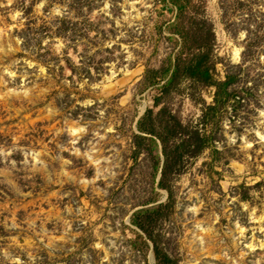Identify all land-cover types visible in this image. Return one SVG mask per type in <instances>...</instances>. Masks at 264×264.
Segmentation results:
<instances>
[{
    "label": "rangeland",
    "instance_id": "1",
    "mask_svg": "<svg viewBox=\"0 0 264 264\" xmlns=\"http://www.w3.org/2000/svg\"><path fill=\"white\" fill-rule=\"evenodd\" d=\"M0 264H264V0H0Z\"/></svg>",
    "mask_w": 264,
    "mask_h": 264
},
{
    "label": "trees",
    "instance_id": "2",
    "mask_svg": "<svg viewBox=\"0 0 264 264\" xmlns=\"http://www.w3.org/2000/svg\"><path fill=\"white\" fill-rule=\"evenodd\" d=\"M199 61L197 62V65L196 66H190L189 67V70L191 71V74H190V76L192 77V76H194L195 75V69H200V67H201V63H204V61L206 60V58H207V55L206 54H200V56H199ZM176 63L177 64H175V67H174V70H173V74H172V76H171V79H169L168 81H167V83L168 84H171L172 83V81L176 78V76H177V69H178V61H176ZM201 72V73H200ZM200 74H199V76H204V79L205 78H208L209 77V75H208V69H202V70H200ZM139 130L141 131V132H143V133H146V134H152L153 132H152V130H149V129H146V128H141V127H139ZM203 143H204V139H199L198 140V144H199V149L201 148L200 147V145L201 146H203ZM157 253V252H156Z\"/></svg>",
    "mask_w": 264,
    "mask_h": 264
}]
</instances>
